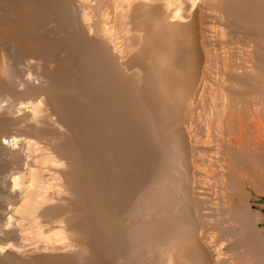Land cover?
<instances>
[{
  "label": "bare ground",
  "instance_id": "obj_1",
  "mask_svg": "<svg viewBox=\"0 0 264 264\" xmlns=\"http://www.w3.org/2000/svg\"><path fill=\"white\" fill-rule=\"evenodd\" d=\"M263 193L264 0H0V264H264Z\"/></svg>",
  "mask_w": 264,
  "mask_h": 264
},
{
  "label": "rangeland",
  "instance_id": "obj_2",
  "mask_svg": "<svg viewBox=\"0 0 264 264\" xmlns=\"http://www.w3.org/2000/svg\"><path fill=\"white\" fill-rule=\"evenodd\" d=\"M210 19L211 18H213V20L214 21H216V22H218L219 21V18L217 17V16H215V15H211L210 17H209ZM212 20V19H211ZM213 39H214V36H213ZM210 43H211V45L209 46V48H213L214 47V49L212 50V48H211V50L214 52V51H218V52H220L221 51V49H222V47H221V45H223V44H220V41L219 40H217V38H215L214 40H210ZM215 43H217V44H215ZM215 45H217L216 47H217V49H216V47H215ZM208 48V50H210ZM200 50H201V54H202V59H203V62H205L206 60H208V61H210L211 63H213V61H214V58H215V55L214 54H216V52L215 53H213L211 50L207 53V51L208 50H205V49H203V47H200ZM211 52V53H210ZM208 54V55H207ZM207 57V58H206ZM210 59V60H209ZM202 96V97H201ZM205 98V99H204ZM204 101H205V103H204ZM193 107H191V109H192V112H191V115H193L194 113V115L192 116V117H188V122H187V124L186 125H184V130H185V133L187 134V138H188V142H192L193 143V147H194V150H192L191 152H190V154L186 157V159L184 160V166L182 165V167H180V170H188V171H190V172H194L193 174L195 175V177H197L196 179H197V181L199 182V184L201 183L200 181H202L203 179H205V177H203V178H201L202 176H204V174L205 173H211L212 172V174H213V171H214V169L215 170H218V166H219V163H220V161L218 162V159L220 158V159H222V156L220 155V154H216L215 153V150H213V149H211L212 147L211 146H209V144H207V143H202L204 140H202V142H201V140H200V137L199 138H197L196 137V135H195V132L196 131H194V133L192 134L191 132H193V130L192 129H194V127H195V130H197V132H199V129H200V127H201V132H199V134H201V138H202V134L203 133H206V129H205V123H203L204 121H207V113H208V107H207V99H206V96H205V93L204 94H200L199 96H198V99H197V101L195 102V104H193L192 105ZM203 112V113H202ZM205 113H206V115H205ZM199 116V117H198ZM201 116L203 117V119L201 118ZM195 117V118H194ZM190 118H192V119H190ZM190 119V120H189ZM195 119V123H198L199 125H198V127H196L197 126V124H196V126L193 124V126L194 127H192L191 126V134L188 132V129H187V127H189L192 123H191V121H193ZM199 119H201V124L202 125H200V121H199ZM198 120V121H197ZM197 121V122H196ZM194 122V121H193ZM188 123H189V125H188ZM188 125V126H187ZM204 130V131H203ZM203 131V132H202ZM197 134V133H196ZM199 134H197V135H199ZM151 133H148L147 134V141H149L148 142V150H150V153H149V151H148V160H149V162L147 161V166H146V170H154V168H155V164H157L158 162H159V160H160V158H159V151H158V147H157V141H156V138H155V136L154 135H152ZM189 135H191V136H189ZM206 136V134L204 135V139L206 138L205 137ZM193 137V138H192ZM195 137L197 138V140L195 139ZM148 138H150V139H148ZM155 138V139H154ZM202 138V139H203ZM198 139L200 140V141H198ZM151 141H153V142H151ZM151 142V143H150ZM195 142H196V144H195ZM199 142H201V143H199ZM199 143V144H198ZM190 144V143H189ZM152 146V147H151ZM210 147V148H209ZM198 148V149H197ZM205 148V149H204ZM155 150H157V151H155ZM211 150H213V152L211 151ZM153 151V152H152ZM201 151V152H200ZM206 151V152H205ZM199 153L202 155V153L204 154L203 156L205 157V159H204V161H203V158L204 157H201V155H199ZM150 154V155H149ZM153 154H155L154 156H153ZM217 155V157L216 156H213V155ZM206 155V156H205ZM210 155V156H209ZM220 155V156H219ZM213 157V158H212ZM195 159V162L193 161L194 159ZM210 158V159H209ZM217 159V163H216V159ZM197 159V160H196ZM215 160V162H214V160ZM213 160V161H212ZM151 161V162H150ZM210 161V162H209ZM193 162L194 163H197V162H199V163H197L198 165H197V168H195L196 167V165L195 164H193ZM202 162V163H201ZM204 162H206V163H204ZM208 162V163H207ZM154 163V164H153ZM205 165H207V166H205L207 169H205V170H203V169H200V167L201 168H203V166H204V164ZM210 163H211V166H210V168H209V165H210ZM212 163H216V164H218L217 166H216V164H215V166H214V164H212ZM189 164V165H188ZM201 164H203V166L201 165ZM200 165V166H199ZM212 167H215L214 169L212 168ZM218 167V168H217ZM220 169V168H219ZM211 170V171H210ZM213 170V171H212ZM219 171V170H218ZM208 173V174H209ZM214 173H216V171H214ZM208 174H206V179L208 178H210L209 176H208ZM212 174H209V175H212ZM199 175L201 176V177H199ZM213 176H215V174L213 175ZM213 177H211L210 179L212 180H209L210 181V185H211V187H214V185L212 186V182H214L213 181V179H212ZM201 179V180H200ZM200 180V181H199ZM208 181V182H209ZM203 183H201V185H202ZM214 184V183H213ZM204 185V184H203ZM207 185V184H206ZM205 185V186H206ZM208 187V186H207ZM203 188V187H202ZM201 188V189H202ZM198 190V189H197ZM203 190L204 191H206L204 188H203ZM203 190L201 191V190H199V192H203ZM214 191V190H210L209 189V192L210 193H212V192ZM214 194V192L211 194V196H209L210 198L212 197V201L208 198V200L206 199L205 201H207V203H211L210 205H213V206H215L216 204H215V202L216 201H218L219 199H220V196L218 195H216L215 196V194ZM213 195V196H212ZM200 197H203V196H201L200 195ZM215 197V198H214ZM219 197V198H218ZM214 198V199H213ZM217 198V199H216ZM198 199H200V198H198ZM202 199V201H204V198H201ZM200 201V200H199ZM201 201V202H202ZM210 201V202H209ZM213 201H215L214 203H213ZM220 201V200H219ZM218 201V202H219ZM213 203V204H212ZM208 204V205H209ZM252 204H253V207H254V209H259L262 213H264V193L263 194H261V195H259V196H253L252 197ZM212 211V210H211ZM264 215V214H263ZM260 225L261 226H264V218L262 219V221L260 222ZM103 264H108V261L107 260H105V259H103Z\"/></svg>",
  "mask_w": 264,
  "mask_h": 264
}]
</instances>
